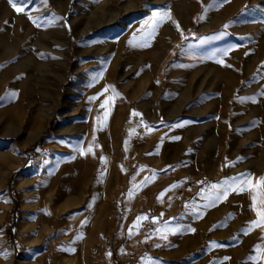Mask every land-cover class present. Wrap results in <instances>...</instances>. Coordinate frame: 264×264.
<instances>
[{
    "label": "rangeland",
    "instance_id": "obj_1",
    "mask_svg": "<svg viewBox=\"0 0 264 264\" xmlns=\"http://www.w3.org/2000/svg\"><path fill=\"white\" fill-rule=\"evenodd\" d=\"M23 5L17 12L0 0V264H109L111 252L94 254L96 237L120 243L123 212L142 202L136 193L168 212L181 200L180 223L214 226L210 199L226 178L264 176V0ZM154 11L171 19L148 36L141 28ZM105 85L120 95L101 126L100 104L113 90L89 98ZM133 110L148 121L145 132ZM227 196L225 221L236 236L246 228L257 238L259 225L248 230L257 219L251 193ZM208 259L200 253L196 264ZM170 263L157 254L141 264Z\"/></svg>",
    "mask_w": 264,
    "mask_h": 264
},
{
    "label": "crops",
    "instance_id": "obj_2",
    "mask_svg": "<svg viewBox=\"0 0 264 264\" xmlns=\"http://www.w3.org/2000/svg\"><path fill=\"white\" fill-rule=\"evenodd\" d=\"M179 184V189H181ZM194 185V184H193ZM191 193L195 194L198 191L197 186L190 188ZM216 196H212L210 199V214H215L220 221L214 226H205L195 224V226H187L180 223L184 220V215L187 213L185 209H181L182 201L174 200L170 205L172 206L169 215L170 220L166 222H159L151 232V239L154 242L153 256L161 254V257L166 260L168 259L170 264H179L182 261L186 262L187 258L190 257L191 262L198 263V255L206 256L209 261H204L202 264H264V258L252 259L251 257L256 256V248L251 247L252 243H260L262 245L260 256L264 257V225H259L257 238H252L245 234L248 232L244 228L241 232L243 235L236 236V225L232 220H226L225 217L229 216V212L233 210V204L227 196V198L217 200ZM147 199L146 203L140 202L139 205L156 206L158 203H164L161 200L154 202L152 198ZM141 201V200H140ZM174 201H178L177 204ZM176 206V207H175ZM178 208V209H177ZM186 208V205H185ZM177 209V210H176ZM180 209L182 210L181 212ZM224 219H223V218ZM170 228H177V231H168L163 235H166V239L163 238L162 234L157 233V229L165 226ZM194 229V231H189ZM123 238L126 236V225L124 227V233L119 232L117 234ZM237 240V242H236ZM214 242V243H213ZM193 254V255H192ZM152 256V257H153ZM227 258V259H225ZM114 260L113 255L111 256L110 263ZM109 263V264H110Z\"/></svg>",
    "mask_w": 264,
    "mask_h": 264
},
{
    "label": "built area",
    "instance_id": "obj_3",
    "mask_svg": "<svg viewBox=\"0 0 264 264\" xmlns=\"http://www.w3.org/2000/svg\"><path fill=\"white\" fill-rule=\"evenodd\" d=\"M133 120L138 123L141 132H145L149 128L148 121L142 115H134ZM192 179L184 180L181 189L187 191ZM136 197L143 203L147 202L142 192L136 193ZM84 213L87 219H92L95 216V211L92 209H87ZM122 215L124 219H128L126 236L119 244H113L112 238L107 234H98L94 243V254L100 256L105 252H111L114 260L110 264H141L153 256L154 242L150 235L159 222L170 219L168 207L165 203L149 207L138 204L129 207ZM137 217H142V219L137 220ZM153 217L156 219L153 220ZM74 232H79V229L74 228Z\"/></svg>",
    "mask_w": 264,
    "mask_h": 264
},
{
    "label": "snow or ice",
    "instance_id": "obj_4",
    "mask_svg": "<svg viewBox=\"0 0 264 264\" xmlns=\"http://www.w3.org/2000/svg\"><path fill=\"white\" fill-rule=\"evenodd\" d=\"M9 2L12 4V7L17 12H24L26 10V6L23 5V0H18V2H14V0H9ZM46 2H47V0H45V3ZM30 19L33 20V23H36V19L34 17L30 16ZM166 19H171L170 11H167V12L154 11L152 13L151 17H149L148 20L143 22L141 31L144 30V27H147L148 28L147 35L151 36L155 32L157 26ZM175 23H176L177 28L179 29V27H180L179 23L178 22H175ZM225 27H227V25H225ZM129 43H132V41L130 40ZM223 54L227 55L228 53L225 52ZM219 62L222 64L224 63L223 60H220ZM157 82H159V81H157ZM108 88H112L114 95L113 96H106L105 99L100 104V108L104 109L103 118L101 119L100 116L97 117V121L101 124V126L106 124L108 116L110 114L111 103L114 100L115 96L120 95V93L115 90V86L105 85V88L101 90V93H98V94H96V96L89 98L90 100L96 99L97 96L106 92ZM12 95L14 96L15 93L13 92ZM133 114L139 115V113H136L135 110H133ZM172 138L173 139H179V137H172ZM85 151L91 152L92 151V145L89 144L87 150L81 148L80 154L84 155ZM101 159L103 160L104 158L101 157ZM238 159H240V158H238ZM226 180H231L232 183L227 184L223 190L222 195H217L215 198L217 200L226 198L229 190L236 191V192H245V191L250 192L251 193V201H252L250 204V207L256 212L257 219L248 222V224H249L248 230L249 231L251 230V226L264 225V176H261L259 178H254L251 173L244 172V173H239L234 177L226 178ZM171 187H175V185H170L169 188H171ZM212 187L215 189V188H218L220 186L214 184V185H212ZM165 191H167V189H165ZM201 191H203V189ZM163 194H164V192H161L160 196H163ZM129 195H131V192L129 193ZM141 219H142V217H137V220H141ZM152 219L155 220L156 217H153ZM177 230H178L177 228H170L165 224V226L158 228L156 231H157V233L162 234L163 238L166 239V235H163L164 233H166L168 231L174 232ZM189 231H194V229H189ZM130 232H131V229H130ZM254 247L256 248L257 255L253 256L251 258L254 260L264 258V257L260 256L262 245L260 243H258ZM71 250H74V249H71ZM225 259H227V258H225Z\"/></svg>",
    "mask_w": 264,
    "mask_h": 264
},
{
    "label": "trees",
    "instance_id": "obj_5",
    "mask_svg": "<svg viewBox=\"0 0 264 264\" xmlns=\"http://www.w3.org/2000/svg\"><path fill=\"white\" fill-rule=\"evenodd\" d=\"M12 223H13V220H12Z\"/></svg>",
    "mask_w": 264,
    "mask_h": 264
}]
</instances>
